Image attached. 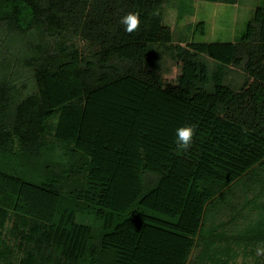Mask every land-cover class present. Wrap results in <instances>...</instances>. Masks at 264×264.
<instances>
[{
	"label": "trees",
	"instance_id": "trees-1",
	"mask_svg": "<svg viewBox=\"0 0 264 264\" xmlns=\"http://www.w3.org/2000/svg\"><path fill=\"white\" fill-rule=\"evenodd\" d=\"M168 1L0 0V264H219L209 205L264 165V0L235 42Z\"/></svg>",
	"mask_w": 264,
	"mask_h": 264
},
{
	"label": "rangeland",
	"instance_id": "rangeland-1",
	"mask_svg": "<svg viewBox=\"0 0 264 264\" xmlns=\"http://www.w3.org/2000/svg\"><path fill=\"white\" fill-rule=\"evenodd\" d=\"M170 1L176 2V0ZM261 1L237 0V3L230 4L205 0H188L186 6L192 5L195 8V14L177 20V12L174 9L167 8L165 23L172 28L176 36L185 31L184 27L186 25L204 21L206 23V33L196 35L195 40L197 42H235L245 31L255 8ZM80 45L83 44L80 43ZM209 62L213 65L210 59ZM161 66L164 77L169 81H174L180 72L172 59L165 53L162 57ZM229 80L239 85L243 81V75L239 70H236L229 74ZM258 169L257 175H253L254 172L243 175L240 182L234 184L235 186L230 190V200L225 198L226 200L218 206V201L215 199L209 205L205 216L206 230L212 224L219 227L217 228L218 232L226 233V237L221 236L215 240L218 248L214 245L209 250L214 257L220 258L219 264H256L259 260H264V256H257L256 254V248L264 244V209H261L264 196L257 192V186L246 185V181L253 183L258 180L257 182L264 183V165ZM254 204L259 206L256 209L261 210L256 212L253 207ZM254 223L257 227L256 231L254 233L247 232L246 229ZM208 234H210L209 229L206 232V235ZM206 243V241H203L201 246ZM200 249L201 247L194 251L193 257L200 253L201 256L204 255L207 258V255L202 253Z\"/></svg>",
	"mask_w": 264,
	"mask_h": 264
},
{
	"label": "clouds",
	"instance_id": "clouds-1",
	"mask_svg": "<svg viewBox=\"0 0 264 264\" xmlns=\"http://www.w3.org/2000/svg\"><path fill=\"white\" fill-rule=\"evenodd\" d=\"M120 23L124 25L125 32L132 34L137 32L140 28V13L128 12L121 17ZM195 125H184L176 129L175 143L178 151H187L193 144V137L195 135ZM257 256H264V244L256 248Z\"/></svg>",
	"mask_w": 264,
	"mask_h": 264
},
{
	"label": "crops",
	"instance_id": "crops-1",
	"mask_svg": "<svg viewBox=\"0 0 264 264\" xmlns=\"http://www.w3.org/2000/svg\"><path fill=\"white\" fill-rule=\"evenodd\" d=\"M196 1V0H195Z\"/></svg>",
	"mask_w": 264,
	"mask_h": 264
}]
</instances>
